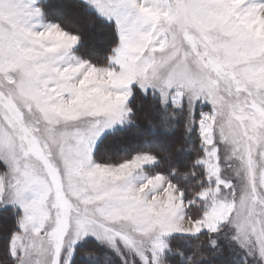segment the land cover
<instances>
[{"label":"snow or ice","instance_id":"snow-or-ice-1","mask_svg":"<svg viewBox=\"0 0 264 264\" xmlns=\"http://www.w3.org/2000/svg\"><path fill=\"white\" fill-rule=\"evenodd\" d=\"M52 7L0 0V264H264V0Z\"/></svg>","mask_w":264,"mask_h":264},{"label":"trees","instance_id":"trees-1","mask_svg":"<svg viewBox=\"0 0 264 264\" xmlns=\"http://www.w3.org/2000/svg\"><path fill=\"white\" fill-rule=\"evenodd\" d=\"M49 2L54 6L52 8L56 9V8H61L64 11L61 12V15L65 16L67 14H73L74 16H78V17H68L69 19H71L78 28H80L83 33H84V38H85V48L88 51H93V52H99L102 53L104 47L107 44V37L104 38L105 42L102 45V49H98V48H88V42H87V36L86 34L90 32V34L92 33L91 31H93L92 28H95L96 26H94L92 19L87 16L86 14L83 13V15L79 14V11L77 7H75V5L78 3V0H49ZM60 9V10H61ZM80 10V9H79ZM89 23V24H88ZM88 24V25H85ZM92 25V27H91ZM88 26V27H87ZM99 29V28H97ZM97 32V31H96ZM94 49V50H93ZM133 106L136 108L137 110V117H136V122L137 124L140 126L139 128H131L130 130L126 131V132H121L118 134L119 139L124 140V141H129L131 140V138H133L135 136V134L140 131V130H147L148 126H149V122H151L152 124H157L158 120L156 115L150 110L149 108V104H150V100H146L144 98H142L141 96H137L135 100H133ZM182 129L178 128L174 133L172 134H165L163 132L159 133V138L161 140V142H167V141H175V146H179V136L181 135ZM181 171H186V169L184 167L181 166ZM14 217H13V210L12 209H1L0 210V225L4 228L5 226L10 227L13 223ZM201 240H206V237H201ZM198 243V241L196 240H192V241H188L185 242L184 240H177L174 241V245L175 246H180V247H186L188 245L191 246H195ZM85 250V248H84ZM203 252L205 255H208V248L205 245L203 247ZM210 259L213 261V264H224V261L228 260L229 258H226L225 256L223 257H210Z\"/></svg>","mask_w":264,"mask_h":264},{"label":"rangeland","instance_id":"rangeland-1","mask_svg":"<svg viewBox=\"0 0 264 264\" xmlns=\"http://www.w3.org/2000/svg\"><path fill=\"white\" fill-rule=\"evenodd\" d=\"M60 9L61 8H59V7L56 8V9L52 8V11L54 13L58 14V15H61V12L64 11V10L63 9L60 10ZM78 11H79V14L80 15L81 14L83 15V12L81 10L78 9ZM72 16L73 17H78V16H74L73 14H67L66 15V18L72 17ZM88 24H85V25H88ZM91 27H92V25H91ZM97 28L98 27L92 28L93 29V31H91L92 33L90 34V32H89V33L86 34V36H87V42H88L87 43L88 44V48H90V49L91 48L102 49V45L104 44V42L106 40V39L104 40V38L107 37V40H108V33H107V31L106 30L97 29ZM204 110L207 111L208 109L205 108ZM1 209L2 208H0V210ZM3 229L4 228L0 225V235H2V230ZM84 248H85V250H84ZM80 251H81V253H84V252H94L95 251V245L91 241H89V242H87V243H85L83 245V247L80 249ZM223 256H225L226 258H229V259L231 258L230 255H229V253H228V251H227V249H225V252H224V255ZM78 264H79V262H78Z\"/></svg>","mask_w":264,"mask_h":264}]
</instances>
